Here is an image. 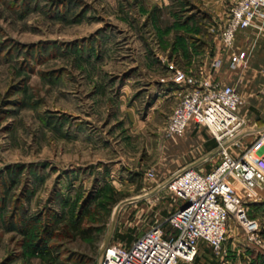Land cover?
<instances>
[{
    "label": "rangeland",
    "instance_id": "obj_1",
    "mask_svg": "<svg viewBox=\"0 0 264 264\" xmlns=\"http://www.w3.org/2000/svg\"><path fill=\"white\" fill-rule=\"evenodd\" d=\"M236 1L0 0V264H97L123 235L168 226L167 180L221 154L204 131L166 132L180 91L159 84L170 63L203 74Z\"/></svg>",
    "mask_w": 264,
    "mask_h": 264
},
{
    "label": "built area",
    "instance_id": "obj_2",
    "mask_svg": "<svg viewBox=\"0 0 264 264\" xmlns=\"http://www.w3.org/2000/svg\"><path fill=\"white\" fill-rule=\"evenodd\" d=\"M264 19V0H238L221 31V39L232 46L239 30ZM246 59V52L232 56L234 68ZM172 82L186 87L166 124V132L181 136L193 124L205 128L218 143L221 160L210 171L188 165L175 172L165 183L180 205L166 219L167 227L153 226L132 242L114 241L100 259L101 264H198L202 253H219L228 237L229 220L234 219L247 239L264 250L261 222L250 216V204L235 188L236 179L252 199L264 187V129L258 139L239 154L229 151L245 127L238 113L243 98L232 85L209 77L189 74L174 63L168 65ZM150 178L154 172L148 173Z\"/></svg>",
    "mask_w": 264,
    "mask_h": 264
},
{
    "label": "crops",
    "instance_id": "obj_3",
    "mask_svg": "<svg viewBox=\"0 0 264 264\" xmlns=\"http://www.w3.org/2000/svg\"><path fill=\"white\" fill-rule=\"evenodd\" d=\"M241 51L246 52V59L233 68L231 66L232 56ZM201 59L203 62L201 66L202 75L209 77L212 81L232 85L243 98L244 102L238 110V113L246 121L245 127L237 136L241 146L235 148L234 145H229L233 154H239L249 148L264 129V19L257 18L252 26L239 30L232 46L222 43L220 39L217 40L211 50H206L201 55ZM169 84L173 87L165 93L164 97L166 98L176 96L178 91L186 89V87L174 83H160L159 85L167 87ZM196 129L204 131L209 137L204 141L205 144L213 140L211 134L203 127L190 124L187 128L189 134H192ZM190 160L187 166H196L197 161ZM231 182L240 194L244 192V188L236 179H231ZM242 195L252 205L254 218L261 222L264 237V187L257 188L254 197L250 200L245 197V194ZM232 224L234 222L229 223L228 237L222 250L223 253H226L223 255L226 261L222 263L264 264V250L248 241L244 231L240 228H233ZM240 230L243 233H240ZM203 255L209 257L210 253H202L198 259V264L203 261Z\"/></svg>",
    "mask_w": 264,
    "mask_h": 264
},
{
    "label": "trees",
    "instance_id": "obj_4",
    "mask_svg": "<svg viewBox=\"0 0 264 264\" xmlns=\"http://www.w3.org/2000/svg\"><path fill=\"white\" fill-rule=\"evenodd\" d=\"M208 149H212L218 146V143L213 139L210 142L208 141L206 144ZM71 226V232L73 233V236H80V237H86L88 236V229H85L82 227V221L81 220H77L74 223L70 224ZM122 237H124V239H118L117 241H127L128 243L132 242L135 238L130 239L129 237H125V235H123ZM80 264H87L86 261H81Z\"/></svg>",
    "mask_w": 264,
    "mask_h": 264
},
{
    "label": "water",
    "instance_id": "obj_5",
    "mask_svg": "<svg viewBox=\"0 0 264 264\" xmlns=\"http://www.w3.org/2000/svg\"><path fill=\"white\" fill-rule=\"evenodd\" d=\"M103 253H104V251H103ZM103 253L101 254V256H100L99 261H98L97 264H101V263H100V259H101L102 255H103Z\"/></svg>",
    "mask_w": 264,
    "mask_h": 264
}]
</instances>
